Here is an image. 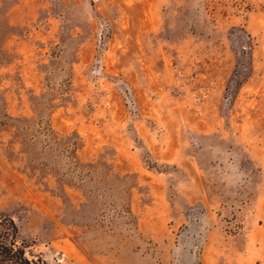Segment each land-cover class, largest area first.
Returning <instances> with one entry per match:
<instances>
[{"label": "rangeland", "instance_id": "rangeland-1", "mask_svg": "<svg viewBox=\"0 0 264 264\" xmlns=\"http://www.w3.org/2000/svg\"><path fill=\"white\" fill-rule=\"evenodd\" d=\"M0 215L46 264H264V0H0Z\"/></svg>", "mask_w": 264, "mask_h": 264}, {"label": "trees", "instance_id": "trees-1", "mask_svg": "<svg viewBox=\"0 0 264 264\" xmlns=\"http://www.w3.org/2000/svg\"><path fill=\"white\" fill-rule=\"evenodd\" d=\"M0 264H46L40 258H28L18 245V228L11 218L0 215Z\"/></svg>", "mask_w": 264, "mask_h": 264}]
</instances>
